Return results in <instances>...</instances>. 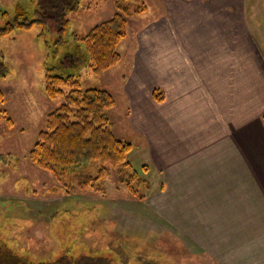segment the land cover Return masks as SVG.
Segmentation results:
<instances>
[{
    "label": "crops",
    "instance_id": "0c3cea01",
    "mask_svg": "<svg viewBox=\"0 0 264 264\" xmlns=\"http://www.w3.org/2000/svg\"><path fill=\"white\" fill-rule=\"evenodd\" d=\"M155 12L117 63L122 123L152 168V225L181 239L188 264H264V27L244 0Z\"/></svg>",
    "mask_w": 264,
    "mask_h": 264
},
{
    "label": "rangeland",
    "instance_id": "374dc122",
    "mask_svg": "<svg viewBox=\"0 0 264 264\" xmlns=\"http://www.w3.org/2000/svg\"><path fill=\"white\" fill-rule=\"evenodd\" d=\"M14 1L0 0V9ZM145 2L146 13L127 19V34L118 48L124 58L132 43L123 54V42L135 39L136 32L156 13L157 0ZM79 4L86 7L70 14V31L77 36H84L114 12V0H80ZM244 4L253 10L248 18L255 29L264 27V0H244ZM39 31L34 25L0 38L6 73L0 78V90L13 120L12 126L0 122V237L35 259L54 257L69 248L76 255H105L117 264H188L181 239L175 240L165 224L152 225L154 218L147 213L154 188L152 168L137 156L142 149L140 136L122 123L125 97L121 95L120 65L100 73L80 65L78 78L82 88L97 87L114 96L115 105L107 109L113 131L132 144L124 177L111 167L99 176L100 164L95 162L80 172L81 177L94 178L93 186H83L76 175L62 184L28 158L46 114L61 103L60 98L51 100L45 95L43 62L48 49L43 38H36ZM133 171L139 177L136 180L128 176Z\"/></svg>",
    "mask_w": 264,
    "mask_h": 264
},
{
    "label": "trees",
    "instance_id": "16d2710c",
    "mask_svg": "<svg viewBox=\"0 0 264 264\" xmlns=\"http://www.w3.org/2000/svg\"><path fill=\"white\" fill-rule=\"evenodd\" d=\"M79 1L16 0L0 9V38L36 25L40 27L36 38H43L41 41L48 49L43 62L44 91L47 98H60L61 103L46 114L44 127L38 132L28 158L62 184L69 176H80L86 165L95 162L100 164L99 176L106 174L108 167L120 177L129 171L130 164L126 160L132 144L115 135L107 113V109L115 105L114 96L105 89L82 88L78 67L86 65L100 73L115 66L121 59L117 47L127 34V19L147 10L145 0H114L110 18L92 26L84 36H77L70 31V14L86 7L80 6ZM5 74V64L0 58V78ZM4 102L5 95L0 90V122L12 126L13 120ZM261 118L264 124V111ZM128 174L132 180L139 178L134 171ZM93 179L89 175L80 176L85 187L93 186ZM0 264L117 262L100 254L76 255L69 248L54 257L35 259L29 252H21L8 239L0 237Z\"/></svg>",
    "mask_w": 264,
    "mask_h": 264
}]
</instances>
